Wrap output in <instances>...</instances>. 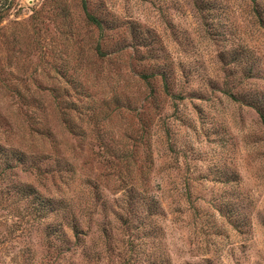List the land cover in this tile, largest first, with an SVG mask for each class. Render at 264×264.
Instances as JSON below:
<instances>
[{"label":"rangeland","instance_id":"rangeland-1","mask_svg":"<svg viewBox=\"0 0 264 264\" xmlns=\"http://www.w3.org/2000/svg\"><path fill=\"white\" fill-rule=\"evenodd\" d=\"M243 48L252 75L231 64ZM252 92L264 96V0H0V163L26 157L0 174V264H140L143 248L163 264H264ZM14 182L67 213L39 221ZM137 207L145 229L126 230L122 209ZM61 219L77 238L45 237Z\"/></svg>","mask_w":264,"mask_h":264},{"label":"trees","instance_id":"trees-1","mask_svg":"<svg viewBox=\"0 0 264 264\" xmlns=\"http://www.w3.org/2000/svg\"><path fill=\"white\" fill-rule=\"evenodd\" d=\"M87 19L91 24L98 25L99 21L94 16L88 15ZM138 38H139L138 43L145 44L144 39L141 40L140 37ZM97 50H99L97 51L98 56L101 58H104L105 54L103 55V51H100V49H97ZM233 53H234L233 55L231 53V57H232L231 64L241 66V68L243 69V71H245L246 74L252 75L254 73L255 65L250 62L251 60H250V55L248 54V52L245 51L243 48V49L234 50ZM141 78L145 82L148 80L146 75H143ZM165 79L166 78L164 77L163 78L164 87L166 88ZM242 100L245 101L247 105H249L250 107H253L255 111L258 113L259 117L262 119V121H264V96H262L260 92H254V93L252 92L247 95H242ZM9 152H7L9 154L8 156H6L7 153L1 156L2 159L0 163L1 164L0 174L2 175V177H6L8 172H10L12 168H14V166L24 167V164L26 162L25 160L26 157L24 156V154L18 151H11V150H9ZM7 188L9 192H10V189H12V195H14L18 199V201H23L27 203L28 205H30L31 215L34 218L38 219L39 221L42 220V218L44 219L48 215L50 216V214H53V213L55 217L59 216L60 214L62 216L63 215L65 216V214L67 213L66 208L62 203L63 201L55 200L49 197H44L41 193H39L31 185H28V184L20 185L19 183L14 182ZM142 207H144L146 214L148 213V215H152L150 206L148 204H144ZM138 208L139 207H137V210L134 211V213H132L131 208L129 210L122 209L123 212L121 213L120 217L124 218L123 216H126L125 219H122L123 228H125L126 230H129L132 228H134L136 231L145 229V225L143 226L142 224H140L139 227L138 226L134 227L133 224L130 222V218L132 217H135V218L138 217L139 219V216L137 214ZM70 219H73V217H71ZM64 220L65 219H61L55 224L50 223V226L47 225L46 232H44L45 237L49 239L54 238V237L55 238L61 237L62 239L63 238L65 239L67 237V233L71 232L72 235L75 238H77L78 237L77 233L79 230V224H77V221L75 222L74 220H68L67 222ZM144 236L145 238L147 237L152 238V240H155L156 238V236L154 234H151L150 231L148 232L144 231ZM143 240L144 238L140 239V243H139L140 247L142 246L144 247ZM128 244H130V247L133 248L132 242L129 241ZM140 255L144 256V260H143V257L142 258L139 257ZM132 257L133 256H128V261L123 264H137L134 262ZM135 257H139L140 264H163V261H162L163 259L161 255H159L158 250L155 253L153 251L145 252L144 248L141 251L140 249H136Z\"/></svg>","mask_w":264,"mask_h":264}]
</instances>
